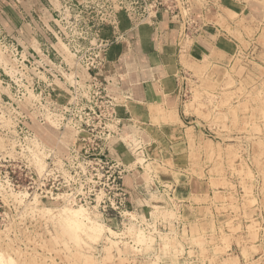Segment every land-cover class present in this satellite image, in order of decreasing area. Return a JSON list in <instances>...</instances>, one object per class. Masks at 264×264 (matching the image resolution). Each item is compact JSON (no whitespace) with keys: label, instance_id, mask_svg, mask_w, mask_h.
Masks as SVG:
<instances>
[{"label":"rangeland","instance_id":"rangeland-1","mask_svg":"<svg viewBox=\"0 0 264 264\" xmlns=\"http://www.w3.org/2000/svg\"><path fill=\"white\" fill-rule=\"evenodd\" d=\"M50 1L52 7L53 4L57 7L58 1ZM150 1L153 0H146L147 3ZM185 1L161 0L160 10L165 11L171 5L174 12L178 11L179 6L183 11L182 4L186 5ZM188 1L192 9L187 17L193 20H190V28L183 29L179 36L180 41L184 40L178 44L179 50L182 49V67L177 73L188 123L185 122L182 126L176 123L166 129L157 124L159 117L155 116L153 119L156 127L152 131L147 129L151 136L143 140L141 132L136 133V130L135 135L131 131H127L128 135H123V141L119 143L125 145L131 155L126 164L132 170L127 177L135 172L134 181H146L153 187L149 185L146 201L132 202L131 196V212L125 218L112 216L111 219H102L94 212L95 217L91 211L95 220L104 223V231L97 240L86 237L83 247H79L87 255H94V261L90 258L91 264H145L153 260L154 264H159L162 257L166 258L170 254V242L174 243V240L179 249H183L186 244L190 250L192 245L200 248L201 257H196L197 262L210 257V251L206 248L210 245L215 255L224 254L228 258L229 262H225L226 264H241L238 258L239 248L242 249L246 264H264V20L260 27L253 28L246 26L244 20L239 21V14L224 8L219 3L220 0ZM246 1L255 3L256 10L264 11V0ZM118 2L121 0L114 3L120 5ZM98 3L105 8L100 13L99 20L103 17L107 21L110 15L115 14L116 9L118 13L122 11L112 0H98ZM41 9L44 11V16H41L47 22L51 15L42 6ZM202 10H205V14H214L215 20L225 28L222 32L227 34L228 39L238 43L235 45L230 41L228 45L222 44L230 51L223 57L217 53L210 57L194 55L191 51L195 36L203 31V23L206 21ZM218 10L221 12L219 15ZM229 19L235 21L237 26L228 25ZM110 27L105 29H111ZM214 30L217 31L215 28ZM59 45L62 46L65 59L73 65L72 54L63 43ZM67 77L68 88L73 82L70 75ZM54 98L64 101L70 95L67 90L58 88ZM172 112L177 115L175 111ZM33 126L40 141L60 151L65 150V146L58 142L60 135L55 129L44 126L50 128V134L45 136L41 133L43 127L40 124L35 122ZM174 132L178 133L177 138L165 139L166 135ZM71 133L70 130L63 133L62 143L68 145L72 139ZM208 140L213 142L212 146L208 145ZM1 141L3 145L0 150H3L6 140L0 133ZM137 147L139 149L136 150ZM179 155L181 168L176 170L172 161L174 156ZM36 158L39 163V155ZM161 173L168 176L163 179L171 181L170 187L158 184L157 179L163 180ZM180 180L181 184L178 182ZM189 180L196 182L195 192H198V197L186 198L184 186L185 181ZM139 184L144 186L145 182ZM144 189L142 187L138 190L139 193ZM7 195L3 194V197L10 205L3 203L2 210L7 209L9 215L0 219V251L2 249L13 255L17 264H90L84 262L83 258L71 255L72 253H59L62 245L55 240H48L51 236L46 229L54 232L52 222H58L57 219L33 216L30 208L33 207L32 203H28L31 198H26V195L12 192L14 203L8 202L10 196ZM175 227L178 232L183 229L184 235L191 234L192 240L181 238L182 242L177 237L183 234L177 232V236L170 237V234L160 231ZM206 232H210L207 237ZM136 233H140L141 241ZM42 236L47 238L44 246L41 245ZM142 236H145L144 240ZM151 236L155 238L152 239ZM110 239L117 240L113 258H107L104 249ZM17 249L23 253L17 254ZM179 252L181 256L183 251ZM197 253L192 250L187 255L195 257ZM154 254L156 258H150Z\"/></svg>","mask_w":264,"mask_h":264},{"label":"built area","instance_id":"built-area-1","mask_svg":"<svg viewBox=\"0 0 264 264\" xmlns=\"http://www.w3.org/2000/svg\"><path fill=\"white\" fill-rule=\"evenodd\" d=\"M56 1L59 8L49 0L51 20L47 22L36 12L14 23L13 29L0 20V133L6 140L0 150V219L9 215L7 209L2 210L3 203L10 205L3 194L14 203L12 192L31 199L37 195L46 202L64 199L97 210L105 219L125 218L131 212L132 189L126 178L132 169L112 150L123 141V122L107 69L110 47L121 36L102 35L116 20L118 10L105 21L99 20L105 8L98 0ZM185 2L183 11L179 5L177 12L171 5L166 8L182 31L193 20L187 17L191 3ZM118 3L114 4L119 9L144 19L155 17L162 2ZM25 24L31 34H26ZM62 42L74 58L73 65L65 59ZM68 75L73 82L70 88ZM58 88L67 90L70 98L57 101ZM35 122L55 129L65 150L40 141ZM67 130L72 132L68 145L61 141ZM38 155L43 158L42 168ZM141 188L135 184V190Z\"/></svg>","mask_w":264,"mask_h":264},{"label":"crops","instance_id":"crops-1","mask_svg":"<svg viewBox=\"0 0 264 264\" xmlns=\"http://www.w3.org/2000/svg\"><path fill=\"white\" fill-rule=\"evenodd\" d=\"M219 3L224 8L238 13L239 21L244 20L247 24L246 26L254 28L262 25V20L264 19H261V17L264 16V11L256 10L255 3H249L246 0H220ZM48 4L49 0H0V20L13 29L14 23L20 24L25 15L32 17L34 12L42 15L44 11L41 9V6L49 12ZM204 11L202 10V12ZM219 11L218 15L221 14ZM118 14L120 15L112 22L111 29L106 28L103 31V36L110 38L113 37V34H120L121 38H124H120L121 41L118 39L117 43H114L111 47L109 63L107 65L108 77L112 87L114 86L112 90L118 101V113L123 122V135H128L129 133L127 131H131V134L134 135L137 132H141V139L151 136L147 129H151L152 131L156 127L153 119L155 116L159 117L157 124L166 129L171 128L176 123L179 126H182L185 122L188 123L186 113L183 110L184 104L180 90V78L178 79L179 76H177V73L180 72V68L182 67V49L179 50L178 44L184 40V38L181 41L179 39V36L183 32L179 21L167 9L165 11H162V9L159 10L155 17H145L144 19H137L125 10L120 11ZM203 15V19L206 20L203 23L204 28L198 36H195L191 51L194 55H207L210 57L214 53H217L223 57V55L228 54L230 51L222 44L227 43L228 45L230 41L234 42L235 45H238V43L235 40L228 39L227 34L222 32V29L225 28L215 20L214 14H205L204 12ZM235 24V21L229 19L228 25L236 27L237 25ZM25 32L26 34H31V29L27 24H25ZM117 44H121V46L119 47ZM170 111H175L177 114L176 117L174 115V118H168ZM134 130H136V133H134ZM177 134L174 132L166 135L165 139L170 138L172 140V137L175 138ZM119 142L121 141L113 145V153L127 163L131 155L125 149V145ZM146 147L145 144L144 148ZM180 159V155L177 157L174 156L172 161L176 170H180L181 168L179 164ZM174 172L177 173L176 171ZM134 174L135 172L126 178L128 187L132 189V202H136L137 200H142V202L146 201L150 186L151 188L153 186L146 181H134ZM169 175L171 176L170 173ZM167 177L166 175H162V179ZM139 182H145V189L140 191V193L135 190V184H139ZM157 182L161 187H170L171 183L167 179L161 181L157 179ZM178 182L181 184V180ZM184 187L187 191L186 198L192 199L198 197V192H195V181H185ZM158 188L160 187L158 186ZM182 230L178 232L179 230L175 227L172 230L171 228H167L164 231L162 229L160 231L168 233L170 236H177V232L183 234ZM205 235L206 237L209 236L210 232H206ZM191 236L189 233L186 235L183 234V236L177 237V239H180L179 241H182L181 238L192 240ZM171 246L170 254L166 258L162 257L159 264H226L225 262H229L224 254L215 255L210 245L206 246V248L208 247L207 251H210V257L204 259V261L202 258L200 262H197L196 259L201 257L199 254L201 251L195 245H192L193 249L191 248V250L188 248V244L184 245L183 249H179V245L174 240ZM239 249L238 258L241 261L240 263L246 264L242 249ZM192 250L195 253L198 252L195 254V257L187 255ZM179 251H183L181 256ZM176 257L177 260H175ZM150 258L155 259L156 255L154 254V257ZM215 259H217V262H214ZM212 260L214 261L212 262ZM153 261L145 264H154Z\"/></svg>","mask_w":264,"mask_h":264},{"label":"bare ground","instance_id":"bare-ground-1","mask_svg":"<svg viewBox=\"0 0 264 264\" xmlns=\"http://www.w3.org/2000/svg\"><path fill=\"white\" fill-rule=\"evenodd\" d=\"M133 67H134V65H133ZM112 88H114V86ZM174 115L175 114L172 111H170V116H168V117L174 118ZM41 133H42V135L44 134L45 136H48L50 134V128L49 127H43ZM122 137H124V136H122ZM125 139H127V138H125ZM1 142H0V146L3 145V142L2 143ZM208 143H209L208 144L209 146H212L213 145V142L211 140H208ZM39 157L40 158L38 160V162H39L38 165L40 166V168H42L43 167V163H41V162L43 160H41L42 157L40 155H39ZM28 203H32V206L33 207H30L32 209L31 212H33L32 215L34 214L33 216H35L36 218H37V215H38L40 218L41 217H43L44 219H46V218H50V219L52 218L53 219L54 218V219H57L58 220V222H56L53 219L54 221L52 222V225L54 227V232L51 231V230H48V229H46V230H47V232L51 236L50 238H48V240H55L56 242H58V243H60L62 245V247L59 249V253L60 252H63L65 254L72 253L71 255L76 256L78 259H80V258L82 259L83 258V261L84 262H89L90 261V258H91L92 261L95 260V259H93V256L94 255H91V254L90 255L89 254L87 255L86 253L82 252L79 249V247H81V245L83 244V241H85L84 239L86 237L87 238H90L92 240L93 239H96V238L98 239V237L104 231V226H103L104 223L102 224L98 220H95L92 217V215H91V211H92L93 212V215H94V212H95V214H97L98 216H101L102 217V215L98 211L96 212V211L91 210L90 208L85 207V206H82V205L75 206V205L69 204L64 199L63 200L62 199H56V200H53L51 202V204H48L46 201L42 200L37 195L36 196H33L31 200H28ZM102 219H104V218L102 217ZM136 229H138V228H136ZM134 232H136V230ZM111 233H112V230H111L110 234ZM116 234H114V236ZM142 234H144V233H142ZM139 235H140V233H139ZM139 235L137 234L136 237L137 238L139 237L140 238V241H141V237ZM144 237H143V240H144ZM154 238L155 237H152V239H154ZM46 241H47V238L45 236H42L41 245L44 246V244L46 243ZM150 241H151V239H150ZM116 243H117V240L110 239V243L107 244V246H105L106 248H104V249L106 250L107 258H113V257H115L114 256L115 255L114 254V250L116 248ZM171 243L172 242H170V244ZM87 244L89 245V243H86V245ZM90 246L92 247V245H90ZM82 247H83V245H82ZM88 249H90V247ZM93 249H94V247H93ZM1 251H3V250L1 249ZM1 251H0V264H15L16 263V261H15L16 259H15V257L13 255H11L8 252H4V251L1 252ZM16 253L19 254V255H21L23 252L20 249H17L16 250ZM90 256H92V257H90ZM86 260H88V261H86ZM92 261H90V262L92 263Z\"/></svg>","mask_w":264,"mask_h":264}]
</instances>
